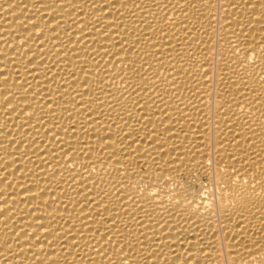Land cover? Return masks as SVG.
<instances>
[{"label": "bare ground", "instance_id": "6f19581e", "mask_svg": "<svg viewBox=\"0 0 264 264\" xmlns=\"http://www.w3.org/2000/svg\"><path fill=\"white\" fill-rule=\"evenodd\" d=\"M0 264H264V0H0Z\"/></svg>", "mask_w": 264, "mask_h": 264}]
</instances>
